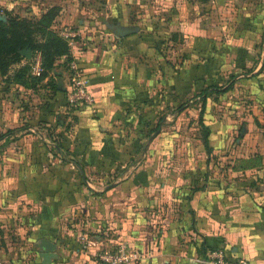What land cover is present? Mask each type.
<instances>
[{
    "label": "crops",
    "instance_id": "1",
    "mask_svg": "<svg viewBox=\"0 0 264 264\" xmlns=\"http://www.w3.org/2000/svg\"><path fill=\"white\" fill-rule=\"evenodd\" d=\"M221 1H35L75 24L92 105L52 94L33 113L50 138L0 113V135L15 133L0 138L1 261L82 264L123 242L136 264H202L216 250L264 264V131L254 121L264 115V0L226 3L238 24L232 35L208 22ZM117 26L132 32L118 37ZM235 69L243 74L228 78ZM235 80L239 102L213 110L224 92L203 90ZM187 113L195 133L184 139ZM200 169L194 189L185 175ZM24 229L28 260L16 247ZM44 240L53 245L47 258Z\"/></svg>",
    "mask_w": 264,
    "mask_h": 264
},
{
    "label": "rangeland",
    "instance_id": "2",
    "mask_svg": "<svg viewBox=\"0 0 264 264\" xmlns=\"http://www.w3.org/2000/svg\"><path fill=\"white\" fill-rule=\"evenodd\" d=\"M35 1L36 0H0V20L5 21L7 18V15H5V13L9 12V15L11 16H17L18 18L29 20L31 22L36 21L49 8L38 11L37 9H39V7L35 3ZM226 3H231V0H222L220 3H217L222 6L213 8V12L210 14L208 22H211V26H213L214 28L220 27L222 28V30L228 31V33H230L231 35L232 33L236 34L234 27H238V24L237 21L234 20V18L231 16L233 11L231 7L228 9L224 8L225 5H227ZM97 6L99 7L100 5ZM91 8L94 9V7ZM222 8H224L225 10L224 14H222ZM59 10V7H57L53 16L49 17V21L47 22L48 24H46L45 21L44 23H40L39 26L45 27L46 30L55 33L58 37H60L66 44L67 51L63 55L54 57L50 67L43 68V66H41L40 53L37 50L31 51L29 49H26L30 52L29 58L22 57L16 63L11 64L7 68V71L4 73V75H0V113L5 112L8 120L11 121L19 120V118H21L20 123L18 121L19 124L17 125L26 124L27 122V125L30 127L33 126V128L30 130H26V132L30 131L29 133H33L34 135H39L41 133L40 135L44 136L45 133L44 130H42L38 126V128L36 127L35 124L37 123V121L36 117L33 116V113H35V111L37 110L41 111V109H43L45 101H47V99L51 97L56 87L64 90V95L67 99L68 91L71 86V78L74 75V70L71 65L74 61L76 62V53H78H75V51L81 50L82 47L81 45H79L77 34H75V24H68L61 21L59 19ZM248 23L251 27H255L254 21L248 20ZM258 23L260 27H262L264 25V19L258 21ZM30 37L34 43L43 41V39H45L44 32H35L34 30ZM77 55H80V53ZM34 66L35 68H33ZM19 73H21V76H23V80L25 81V83L21 84L20 81H17L15 79L16 77L20 76ZM241 74H243V72L235 69L228 72L227 77L233 78L236 75ZM242 77L243 76H239V78L237 77L236 79L239 80ZM225 80L226 79H224V81ZM238 80H235V85L229 84L225 86L226 82L224 81H222L221 84L214 85L216 88H218V91L213 90L214 92H224V94H220L219 99L213 101L215 103V105L214 103L212 104L213 110L221 109L223 107L229 109L232 108V105L239 102L237 93H242L243 86L240 84V82H238ZM225 92L227 94H225ZM230 92L235 93L234 95H231ZM249 102H252V100H250ZM68 104L71 107L75 106L74 104ZM254 105L255 104L250 103L248 109H253ZM214 116L215 117H213V119H216V114ZM194 119L195 118L190 117L192 126L194 124ZM188 120L189 114L187 113L185 117H182L181 124L183 130L180 133L178 132V134H180L184 139L191 138L193 133H195V131L191 129ZM254 121L261 123V130L264 131V115L261 114L260 117L256 120L254 119ZM10 125L12 126L13 124ZM197 132L200 136H202L201 130ZM257 134L256 137H258ZM11 135L15 136L14 131ZM231 138H239V133L232 134ZM217 170H219L218 172L223 170L227 171V168L223 164H215V168H212V171L216 172ZM25 230L26 229H24V232L22 234L16 236L18 241L16 243V247L20 249L22 253L25 251V257L23 259L28 260L29 258H32L31 251L33 249V246H31L29 243H25L28 233V230ZM18 249L17 251L19 253ZM26 251H28V253ZM10 254L12 255V251L10 252ZM94 258L95 259H92L90 261L88 260L87 262H84L82 264L93 262L97 259V256L95 255ZM1 262L2 264H7V261Z\"/></svg>",
    "mask_w": 264,
    "mask_h": 264
},
{
    "label": "trees",
    "instance_id": "3",
    "mask_svg": "<svg viewBox=\"0 0 264 264\" xmlns=\"http://www.w3.org/2000/svg\"><path fill=\"white\" fill-rule=\"evenodd\" d=\"M57 7H50L47 9L45 13H43L36 21L31 22L29 20L18 18L17 16H11L9 15V12L5 13L7 15V18L5 21L0 20V75H4V73L7 71V68L13 64L16 63L19 59H21L23 56L19 53L21 50H37L40 53L41 57V66L43 68L50 67L54 57H57L59 55H63L67 51L66 44L64 41L58 37L55 33H52L45 29V27H40V23H44L46 21H49V17H52ZM33 30L44 32L43 41H38L34 43L31 40L30 35L33 33ZM213 44H215L213 42ZM237 52L238 49L234 48ZM240 50V49H239ZM238 64V63H237ZM242 66L241 65H238ZM77 67L79 69L82 68V65L77 63ZM19 77H16L15 79L17 81H20V83H25L23 80V76H21V73H19ZM28 78V77H27ZM209 88V87H208ZM208 88H205L203 91H213L214 87H211V89L208 90ZM218 91V90H216ZM61 94L64 96L65 92L63 89L57 88L54 90L53 95ZM199 123H200V114H199ZM257 123V122H256ZM258 124V123H257ZM202 126V125H201ZM44 129L45 136L48 138L51 137L52 130H50L49 127L44 126L42 127ZM202 143L205 151L208 153L209 148L207 145V128L202 126ZM13 129H8L4 133L0 135V138H3V136L7 137L10 136L13 133ZM206 175V172L204 169L200 170H194L192 173L185 175L187 178H189V182H192L194 178L197 176L203 177ZM194 183V189L197 187L196 181L193 180ZM28 264H39L38 261L32 260Z\"/></svg>",
    "mask_w": 264,
    "mask_h": 264
},
{
    "label": "built area",
    "instance_id": "4",
    "mask_svg": "<svg viewBox=\"0 0 264 264\" xmlns=\"http://www.w3.org/2000/svg\"><path fill=\"white\" fill-rule=\"evenodd\" d=\"M74 75L71 78V86L68 91L67 100L74 105H92V98L85 89V78L76 62L72 63ZM35 68V66L33 67ZM81 237V242L85 243ZM97 259L88 264H136L139 260L138 252L130 249L123 242H118L113 248L102 250L96 254ZM202 264H250L247 260L240 258L236 261H228L221 250L210 251L201 261Z\"/></svg>",
    "mask_w": 264,
    "mask_h": 264
},
{
    "label": "water",
    "instance_id": "5",
    "mask_svg": "<svg viewBox=\"0 0 264 264\" xmlns=\"http://www.w3.org/2000/svg\"><path fill=\"white\" fill-rule=\"evenodd\" d=\"M113 32H114L118 37H122V36H124L125 34L132 32V30H130V29H128V30H127V29H120V28L117 26L116 29L113 28ZM19 53H20L23 57H26V58H29V56H30V52H29V50H21V51H19ZM42 247L44 248L45 252L47 253V254L45 253V254L43 255V257H44V258H47L48 255H50V254H48V252H50L51 248H53V245H52L49 241L44 240V241L42 242Z\"/></svg>",
    "mask_w": 264,
    "mask_h": 264
}]
</instances>
